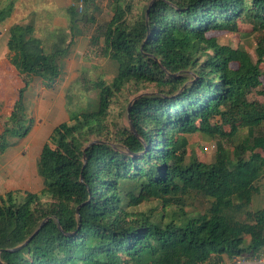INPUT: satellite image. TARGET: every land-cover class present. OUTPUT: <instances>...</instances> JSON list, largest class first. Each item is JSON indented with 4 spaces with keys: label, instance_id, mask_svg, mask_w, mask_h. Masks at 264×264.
Wrapping results in <instances>:
<instances>
[{
    "label": "trees",
    "instance_id": "trees-1",
    "mask_svg": "<svg viewBox=\"0 0 264 264\" xmlns=\"http://www.w3.org/2000/svg\"><path fill=\"white\" fill-rule=\"evenodd\" d=\"M80 1L96 9V0ZM139 1L146 4L136 10L132 0H111L110 19L94 26L83 58L109 59L115 74L96 80L95 106L51 130L36 161L40 192L0 196V264H224L221 256L264 251V210L249 209L264 175V0ZM13 3L0 4V22ZM65 13L68 32L95 23L72 4ZM239 25L255 35L254 62L243 48L206 37ZM7 47L22 87L0 153L29 131V77L53 89L65 51L51 45L45 53L30 25L11 27ZM257 88L260 99L249 101ZM123 90L134 102L120 124L109 120V106ZM193 134L229 150L217 148L210 163L186 159ZM190 193L211 199L215 211L190 215L171 204ZM150 199L158 215L134 211Z\"/></svg>",
    "mask_w": 264,
    "mask_h": 264
},
{
    "label": "rangeland",
    "instance_id": "rangeland-1",
    "mask_svg": "<svg viewBox=\"0 0 264 264\" xmlns=\"http://www.w3.org/2000/svg\"><path fill=\"white\" fill-rule=\"evenodd\" d=\"M77 9V13L80 14L83 10L87 13L91 12L94 18V24L84 23L80 21L71 27L68 32V23L65 26L63 23L67 22L66 13L64 6L70 3ZM111 0H96V9H86L81 7L80 0H22L21 9L13 17L14 19H20L24 15H29V18L33 20L35 25L36 34L38 39H41V43L45 50V53H49L52 49L51 45H56L58 50H65L63 56L60 59V69L66 73L65 77H62V86L64 87L61 93V97L65 102V106L60 109L62 115L68 113H77L91 109L96 104V92L98 89L96 80L98 78L108 82L115 74L116 65L109 59L106 58H94L88 56L84 59L83 54L88 47V40L91 36L94 26L101 25L107 22L111 17L110 9ZM3 2L2 4H5ZM133 7L136 10H140L146 2L139 0H132ZM53 17H59L61 24L56 26L60 28L57 31L50 30V22ZM64 20V22L62 21ZM63 24V25H62ZM63 28V29H62ZM62 31V32H61ZM206 37H215L219 43L227 44L232 47L239 46L243 48L252 62L255 61V35L250 31L248 26H238V29L234 33L216 32L212 31L206 34ZM70 40V43H69ZM262 74H264V60L258 65ZM70 76V77H69ZM261 82H264L263 76L260 77ZM151 86H147L139 93L152 91ZM260 88H257L251 92H247L246 96L249 101L259 100L260 95L258 94ZM132 101V96H128L126 92L117 94L112 100L109 106V120L124 123V114L122 111L127 107L128 103ZM23 105V101H22ZM28 108V116L32 115V106H26ZM27 116V117H28ZM225 131L226 128H225ZM246 130H239L236 138L245 136ZM187 155L196 156L199 160L204 163H210L213 160L214 151L217 148H228L229 144L224 141L210 140L206 136L199 134L189 135L187 137ZM206 148V150H204ZM261 157H264V151L257 152ZM257 192L252 196L249 209L254 211L256 209L264 210V175L260 178L257 183ZM42 188V185H41ZM19 196L18 192H16ZM42 201L45 198L41 199ZM176 201L171 204H182V209L185 213L190 215L204 213L206 209L214 210L211 205V199L200 198L193 193L187 196L178 197ZM159 205L155 200L144 201L134 208V211L138 213L152 214L156 216L159 214ZM175 209L170 207L166 209L167 213ZM213 211V212H214ZM149 264V263H147Z\"/></svg>",
    "mask_w": 264,
    "mask_h": 264
},
{
    "label": "crops",
    "instance_id": "crops-1",
    "mask_svg": "<svg viewBox=\"0 0 264 264\" xmlns=\"http://www.w3.org/2000/svg\"><path fill=\"white\" fill-rule=\"evenodd\" d=\"M8 1L0 0V4ZM21 2L22 0H14L10 16L0 22V133L3 129L11 127L9 115L17 101L18 90L22 87L21 74L13 63L14 53L7 47L9 30L15 25H30L33 35L38 36L33 20L29 18L31 14L24 15L20 19L13 18L21 9ZM69 5L71 1L64 8ZM60 24L59 17H53L51 26L48 27L52 31H57L60 28L56 26ZM63 24L66 26L67 22ZM64 75L66 76V73L61 69L60 80L51 90L43 88L38 78L29 77V84L22 94V101L26 116L29 114L26 106H32V115L28 116L31 124L24 137L14 139L12 144L0 153V196L6 192H18L19 195H23L24 192H40L42 184L36 172V161L41 147L55 126L68 122L67 114L62 115L60 112L65 106L63 97L60 96L64 90L62 86ZM221 257L223 263L229 261L225 256Z\"/></svg>",
    "mask_w": 264,
    "mask_h": 264
},
{
    "label": "built area",
    "instance_id": "built-area-1",
    "mask_svg": "<svg viewBox=\"0 0 264 264\" xmlns=\"http://www.w3.org/2000/svg\"><path fill=\"white\" fill-rule=\"evenodd\" d=\"M224 264H264V251L256 254H240L232 257Z\"/></svg>",
    "mask_w": 264,
    "mask_h": 264
},
{
    "label": "water",
    "instance_id": "water-1",
    "mask_svg": "<svg viewBox=\"0 0 264 264\" xmlns=\"http://www.w3.org/2000/svg\"><path fill=\"white\" fill-rule=\"evenodd\" d=\"M133 102H134V100H132L131 102L128 103V105H127V107H126L127 112L129 111V109H130V105H131ZM131 129H132V128L130 127V130H131ZM41 225H42V223H41V224L38 226V228H37V229L31 234V236H29V238H27V239L25 240V242H23L22 244H20V245L17 246L16 248H14L13 251H15V250H17V249H20L25 243H27V242L33 237V235L37 233V231H38V229H40Z\"/></svg>",
    "mask_w": 264,
    "mask_h": 264
}]
</instances>
